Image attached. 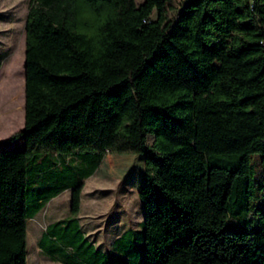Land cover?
I'll return each instance as SVG.
<instances>
[{
	"label": "trees",
	"instance_id": "16d2710c",
	"mask_svg": "<svg viewBox=\"0 0 264 264\" xmlns=\"http://www.w3.org/2000/svg\"><path fill=\"white\" fill-rule=\"evenodd\" d=\"M173 1L29 0L23 126L8 138L23 148L0 150V264H26L27 219L64 189L47 252L110 262L76 216L105 153L144 160L142 238L125 232L112 264L135 249L143 264H264V0H180L169 16Z\"/></svg>",
	"mask_w": 264,
	"mask_h": 264
},
{
	"label": "rangeland",
	"instance_id": "374dc122",
	"mask_svg": "<svg viewBox=\"0 0 264 264\" xmlns=\"http://www.w3.org/2000/svg\"><path fill=\"white\" fill-rule=\"evenodd\" d=\"M142 0H135L140 4ZM179 1L166 4L169 16L179 10ZM29 0H0V150L23 148L22 137L9 142L8 138L23 126L24 104V25ZM152 137L148 136L151 144ZM254 157V156H253ZM256 187L264 184L261 165L255 164ZM144 185V160L140 153H106L93 181L84 188L80 206L85 220L103 225L113 211L121 208L123 219L132 227L136 238H142L143 203L138 192ZM97 188V189H96ZM107 190V191H106ZM263 189L256 192L257 197ZM56 201V202H55ZM46 206L42 214L27 223L26 251L28 264H48L36 250V240L48 221L68 213V196L65 194ZM92 202H95L94 204ZM79 206V208H80ZM113 206V208H112ZM126 218V219H125ZM87 239H90L87 237ZM131 264H143L141 252L134 250Z\"/></svg>",
	"mask_w": 264,
	"mask_h": 264
},
{
	"label": "crops",
	"instance_id": "0c3cea01",
	"mask_svg": "<svg viewBox=\"0 0 264 264\" xmlns=\"http://www.w3.org/2000/svg\"><path fill=\"white\" fill-rule=\"evenodd\" d=\"M105 154H104V156H105ZM104 156L102 157L100 163L98 164L97 168L93 171V173L82 180L83 184H82V189H81V198L83 196V193H84L83 191H84V188L86 187L88 181H93L94 178L96 177V173H98V170L102 164ZM64 194H65V196L66 195L68 196V204H67L68 205V213L62 218L52 219V220L48 221L47 224L44 226L43 230L40 232V235L38 236V238L36 240V244H35L36 250L38 251L40 257L44 258L48 264H65V263L71 264V263H73V261L69 257V254L65 255L63 253V252H65L64 250L61 251V253L58 252V255H55L54 253L49 254L47 252V247L45 245V242L48 243V239H45V233L48 231L50 226L53 225L55 222L62 220L63 218H66L67 216H69L70 189H64L61 192H59L57 195L51 197L48 201H46V203L41 207V209H39L33 215V217L28 218L26 221V241H27L28 231H29L27 229V223L32 222L36 217L41 215L42 211L46 208L47 205L54 202L60 196L62 197ZM92 203L94 204L95 202H92ZM112 208H113V206H112ZM117 208H118V211H113L112 215L110 216L113 219H111V221L104 222L103 225L92 223V220H85V222H83L84 216L81 215L82 206H80L79 211L76 215L78 218L79 227H80L81 231L83 232V238L81 237V240L84 241V239H87V237L90 238L87 240L91 242L95 251H99L104 256H106V258L110 257L109 258L110 262H108V264H112L113 259H122L123 258L122 254L115 253V251H114L115 247H116L118 242L122 241L123 238L121 236H123V234L125 232H127L128 230L133 229L132 227L128 226L126 224V220L123 219L122 209L119 207H117ZM118 239H120V240H118ZM49 242L54 243L55 240L50 239ZM57 248H56V246H53V250L56 251ZM27 257L28 256H27V251H26V264H28V258Z\"/></svg>",
	"mask_w": 264,
	"mask_h": 264
}]
</instances>
